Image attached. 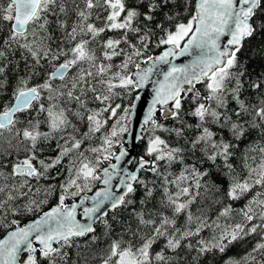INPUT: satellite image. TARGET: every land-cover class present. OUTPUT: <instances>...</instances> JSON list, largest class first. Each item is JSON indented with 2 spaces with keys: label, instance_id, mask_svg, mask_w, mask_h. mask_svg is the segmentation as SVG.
<instances>
[{
  "label": "snow or ice",
  "instance_id": "1",
  "mask_svg": "<svg viewBox=\"0 0 264 264\" xmlns=\"http://www.w3.org/2000/svg\"><path fill=\"white\" fill-rule=\"evenodd\" d=\"M0 264H264V0H0Z\"/></svg>",
  "mask_w": 264,
  "mask_h": 264
},
{
  "label": "water",
  "instance_id": "2",
  "mask_svg": "<svg viewBox=\"0 0 264 264\" xmlns=\"http://www.w3.org/2000/svg\"><path fill=\"white\" fill-rule=\"evenodd\" d=\"M177 62H183V59L178 60ZM139 94L141 95V101L137 102L138 103V107L140 109L141 114L146 110V107L150 101L151 98V94H152V85L149 84L145 89L143 90H138ZM131 127L133 128L134 132H139V121L136 120V118L134 117L133 120V124L131 125ZM126 147L131 148V144H132V136L131 135H126ZM139 143H137L136 148L134 151H132L131 155L135 157L136 155V149ZM127 166V165H125Z\"/></svg>",
  "mask_w": 264,
  "mask_h": 264
},
{
  "label": "trees",
  "instance_id": "3",
  "mask_svg": "<svg viewBox=\"0 0 264 264\" xmlns=\"http://www.w3.org/2000/svg\"><path fill=\"white\" fill-rule=\"evenodd\" d=\"M133 98L134 97H126L125 100H124V103L127 104L128 100L133 99ZM117 102H119V101H117ZM125 139H126V137H125ZM142 151H143V145L142 144H138L137 149H136V155L135 156H138V155L142 154ZM25 222H27V221H25ZM205 234L207 235V233H205ZM237 252H240V249L239 248H233L229 252V255L235 254Z\"/></svg>",
  "mask_w": 264,
  "mask_h": 264
}]
</instances>
